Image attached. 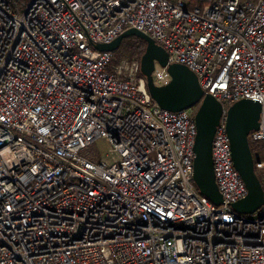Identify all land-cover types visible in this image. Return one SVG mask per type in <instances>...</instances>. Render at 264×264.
<instances>
[{
  "label": "built area",
  "instance_id": "2783aa9c",
  "mask_svg": "<svg viewBox=\"0 0 264 264\" xmlns=\"http://www.w3.org/2000/svg\"><path fill=\"white\" fill-rule=\"evenodd\" d=\"M130 29L222 105L219 206L193 182L198 106L160 108L139 57L93 48ZM152 79L171 78L155 63ZM244 99L264 142V0H0V264H264V201L231 208L247 189L226 110ZM98 140L109 153L84 158Z\"/></svg>",
  "mask_w": 264,
  "mask_h": 264
},
{
  "label": "water",
  "instance_id": "95a60500",
  "mask_svg": "<svg viewBox=\"0 0 264 264\" xmlns=\"http://www.w3.org/2000/svg\"><path fill=\"white\" fill-rule=\"evenodd\" d=\"M135 36L145 43V50L140 57V73L145 80L146 89L151 99L160 107L177 112L197 107L194 115L196 137L194 144L193 182L199 193L212 204L219 206L222 197L214 181L211 146L219 120L223 114L222 105L210 95H204L197 77L183 65L168 64L166 52L149 37L130 29L110 44H95L99 52H114L122 40ZM155 63L166 68L170 82L157 86L152 79ZM261 106L251 100H240L226 110V130L230 140L233 166L243 180L247 195L231 205L233 211L242 215L254 214L264 201L261 183L255 173L252 152L248 143V134L258 129Z\"/></svg>",
  "mask_w": 264,
  "mask_h": 264
},
{
  "label": "rangeland",
  "instance_id": "374dc122",
  "mask_svg": "<svg viewBox=\"0 0 264 264\" xmlns=\"http://www.w3.org/2000/svg\"><path fill=\"white\" fill-rule=\"evenodd\" d=\"M135 41V36H129L124 38V43L128 44L130 42ZM135 58V57H134ZM129 60L131 58H125L122 60ZM121 61V60H120ZM116 62V61H115ZM251 146V152L252 156L254 158V168H255V173L259 179L264 177V171H261L256 167V164H259V161L264 160V142H260L258 144H250ZM263 149V155L261 156V159L258 158V156H254L255 152L258 150ZM109 153V144L105 140H98L97 142L94 143V145L85 151L82 152V156L88 160H96L99 158H104L105 154Z\"/></svg>",
  "mask_w": 264,
  "mask_h": 264
},
{
  "label": "trees",
  "instance_id": "16d2710c",
  "mask_svg": "<svg viewBox=\"0 0 264 264\" xmlns=\"http://www.w3.org/2000/svg\"><path fill=\"white\" fill-rule=\"evenodd\" d=\"M144 50H145V43L141 39L135 37V41L130 42L128 44H125L123 39L118 49L113 52V56H114L113 60L117 62L122 58H133V57L140 58L144 53ZM139 77L143 78L141 73H139Z\"/></svg>",
  "mask_w": 264,
  "mask_h": 264
}]
</instances>
